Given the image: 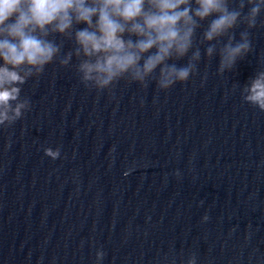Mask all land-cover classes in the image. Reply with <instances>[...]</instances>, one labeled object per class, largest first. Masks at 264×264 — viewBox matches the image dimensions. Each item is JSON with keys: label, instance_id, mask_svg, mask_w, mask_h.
<instances>
[{"label": "clouds", "instance_id": "1", "mask_svg": "<svg viewBox=\"0 0 264 264\" xmlns=\"http://www.w3.org/2000/svg\"><path fill=\"white\" fill-rule=\"evenodd\" d=\"M248 3L253 5L247 18L251 27L264 0ZM213 14L216 18L205 32L207 40L232 28L241 15L229 10L228 0H0V124L19 117L24 107L18 105L14 116H8L9 101L16 100L20 92L15 85L25 83L34 72L40 74L60 53V46L46 38L49 27L54 33L68 34L74 25H87L74 34V53L85 57L78 66L83 81L94 80L103 89L131 73L134 80L142 82L164 65L159 84L168 88L176 81H186L192 69H177L165 61L173 54L183 57L197 21ZM125 34L129 38L125 39ZM247 48V42L227 48L221 66H230ZM208 52L211 54V48ZM71 57L68 53L60 63L67 65ZM21 66L28 67L23 75L17 71ZM249 93L247 99L264 109V73L253 80Z\"/></svg>", "mask_w": 264, "mask_h": 264}]
</instances>
